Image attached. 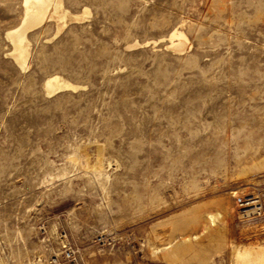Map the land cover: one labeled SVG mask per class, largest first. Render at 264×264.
I'll return each instance as SVG.
<instances>
[{"label": "rangeland", "instance_id": "1", "mask_svg": "<svg viewBox=\"0 0 264 264\" xmlns=\"http://www.w3.org/2000/svg\"><path fill=\"white\" fill-rule=\"evenodd\" d=\"M64 6L91 12L29 31L22 68L6 32L23 0H0V264H230L262 243L236 198L264 200V0ZM52 74L84 87L48 96ZM229 208L193 248L153 249Z\"/></svg>", "mask_w": 264, "mask_h": 264}, {"label": "bare ground", "instance_id": "2", "mask_svg": "<svg viewBox=\"0 0 264 264\" xmlns=\"http://www.w3.org/2000/svg\"><path fill=\"white\" fill-rule=\"evenodd\" d=\"M23 6L24 13L20 22L14 27L8 29L6 32V37L11 41L13 45V49L11 50L10 54L15 59L17 64L22 68L28 67V60L31 55L30 41L28 38L29 31L42 25L46 20L50 18L57 20L58 29L56 34H58L63 28V26L61 25L62 23H60V21H63L65 23H67L68 19L80 21L91 12L88 7H85L82 13H73L64 6V0H23ZM175 39L177 40V42H174L176 41ZM170 41L172 43V48L175 51H179L182 53L183 50H186L185 48L188 44V37L179 27H175L170 32ZM131 45L129 46L130 48L137 44H134L133 46ZM44 86L46 89V94L48 96L55 95L65 90L75 91L81 87H84V85L73 83L59 74H52L48 76L44 81ZM231 193L237 194L238 191L233 190L231 191ZM231 210L230 208L227 209L225 214L212 209H208L201 214L197 213L194 218L203 222H200L201 228L197 230V232L195 231L194 233L187 234L183 236L180 240L178 239V241L165 244L161 248L155 247L153 249L157 253L165 252L166 255V253H168L172 249L179 250L180 248H191L193 245L195 246L196 243H199V238L201 236L205 234L209 235L210 233L212 234V232H214V229L218 227L219 221L225 222L228 218H230ZM256 229H254V231ZM259 230H256V232L258 231V233H260ZM224 244L225 242L223 241L219 242V247L216 251L217 253H220L223 249H225ZM230 247V264H264V240L262 243L256 241L250 242L249 244H246L244 246H238L232 243Z\"/></svg>", "mask_w": 264, "mask_h": 264}, {"label": "built area", "instance_id": "3", "mask_svg": "<svg viewBox=\"0 0 264 264\" xmlns=\"http://www.w3.org/2000/svg\"><path fill=\"white\" fill-rule=\"evenodd\" d=\"M236 203L239 208L238 217L241 221L253 222L264 219V200L262 197L254 194L245 195L237 197Z\"/></svg>", "mask_w": 264, "mask_h": 264}]
</instances>
